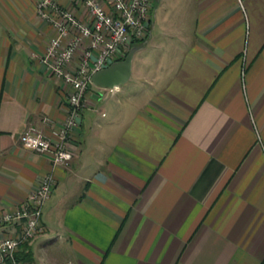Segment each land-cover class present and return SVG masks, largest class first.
<instances>
[{
	"label": "crops",
	"instance_id": "0c3cea01",
	"mask_svg": "<svg viewBox=\"0 0 264 264\" xmlns=\"http://www.w3.org/2000/svg\"><path fill=\"white\" fill-rule=\"evenodd\" d=\"M37 2L0 0V212L55 181L18 263L264 264V0H153L127 83L88 87L66 168L20 140L60 128L71 92L41 63Z\"/></svg>",
	"mask_w": 264,
	"mask_h": 264
},
{
	"label": "built area",
	"instance_id": "2783aa9c",
	"mask_svg": "<svg viewBox=\"0 0 264 264\" xmlns=\"http://www.w3.org/2000/svg\"><path fill=\"white\" fill-rule=\"evenodd\" d=\"M72 1L70 9L61 8L55 0H38L36 4L38 17L56 32L41 63L55 78L71 87L67 119L50 137L29 129L20 138L23 149L48 156L54 168H66L74 156L71 141L80 125L91 75L124 57L132 40L149 32L153 0H104L110 12L97 0ZM75 10L82 11L84 20L76 16ZM85 42L88 49L78 67L70 70L75 53ZM54 187L52 177L44 178L19 208L0 214V227H18L0 240V264H19L16 255L20 248L44 233L41 210Z\"/></svg>",
	"mask_w": 264,
	"mask_h": 264
},
{
	"label": "water",
	"instance_id": "95a60500",
	"mask_svg": "<svg viewBox=\"0 0 264 264\" xmlns=\"http://www.w3.org/2000/svg\"><path fill=\"white\" fill-rule=\"evenodd\" d=\"M145 45L146 42L140 46L131 47L122 61L112 63L108 67L93 73L90 77V85L111 90L126 84L131 75L133 57Z\"/></svg>",
	"mask_w": 264,
	"mask_h": 264
},
{
	"label": "rangeland",
	"instance_id": "374dc122",
	"mask_svg": "<svg viewBox=\"0 0 264 264\" xmlns=\"http://www.w3.org/2000/svg\"><path fill=\"white\" fill-rule=\"evenodd\" d=\"M152 4H153V1H152ZM152 4H151V8H152ZM147 31H149V24H148V28H147ZM146 34V33H145ZM144 34V36H141V37H139V38H137V39H133V40H137V41H146L147 39H148V36H149V32H147V34L145 35ZM143 35V34H142ZM143 44V43H142ZM142 44H139L138 46H140V45H142ZM133 82V81H132ZM132 87V83H130V85H128V87H126V90H127V92L125 93V96H129V95H131V94H135V91L131 88ZM83 104H84V102H83ZM85 105V104H84ZM1 213H3V212H0V214ZM44 232H45V227H44ZM44 234V233H43ZM3 239V238H2ZM1 239V240H2ZM35 239V238H34ZM32 241V240H31ZM31 241H29V242H31ZM28 242V243H29ZM28 243H26V244H28ZM24 246V245H23ZM17 258V257H16Z\"/></svg>",
	"mask_w": 264,
	"mask_h": 264
},
{
	"label": "trees",
	"instance_id": "16d2710c",
	"mask_svg": "<svg viewBox=\"0 0 264 264\" xmlns=\"http://www.w3.org/2000/svg\"><path fill=\"white\" fill-rule=\"evenodd\" d=\"M144 42H146L145 40L144 41H137V40H132V42H131V46H130V48L131 47H133V46H138L139 44H142V43H144ZM127 54V53H126ZM125 54V55H126ZM125 57V56H124ZM124 59V58H123ZM16 257H17V255H16ZM18 260V259H17Z\"/></svg>",
	"mask_w": 264,
	"mask_h": 264
}]
</instances>
